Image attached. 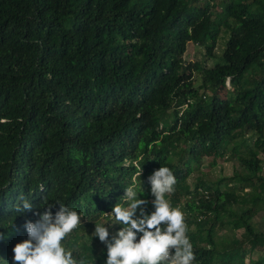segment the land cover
I'll use <instances>...</instances> for the list:
<instances>
[{
  "label": "trees",
  "instance_id": "1",
  "mask_svg": "<svg viewBox=\"0 0 264 264\" xmlns=\"http://www.w3.org/2000/svg\"><path fill=\"white\" fill-rule=\"evenodd\" d=\"M189 44L212 66L186 61ZM261 152L264 0H0V264H13L45 196L82 214L64 241L74 257L104 264L95 223L112 221L129 186L151 213L160 166L176 177L167 198L185 215L193 264H264L252 223ZM225 156L241 172L206 181L203 160ZM21 196L32 210L16 211Z\"/></svg>",
  "mask_w": 264,
  "mask_h": 264
},
{
  "label": "clouds",
  "instance_id": "2",
  "mask_svg": "<svg viewBox=\"0 0 264 264\" xmlns=\"http://www.w3.org/2000/svg\"><path fill=\"white\" fill-rule=\"evenodd\" d=\"M142 173L141 165L137 177ZM151 201L154 210L146 213L148 201L138 198L134 187H125L109 215L113 222L95 223L92 236L106 246L104 264H193L195 254L188 237L185 215L179 207H173L167 196L174 192L177 183L173 171L160 166L148 177ZM43 190V185H41ZM140 195H143L141 188ZM23 207L16 205V211L32 210L29 200L19 197ZM45 210L34 213L39 218L26 221L27 239L12 248L13 264H94L83 257H74L65 239L82 223V214L59 201L49 203L42 198ZM55 204L59 210L53 215ZM139 214L137 215V210ZM105 214V213H104ZM106 224H120L122 227L111 236ZM6 264V262H5Z\"/></svg>",
  "mask_w": 264,
  "mask_h": 264
},
{
  "label": "rangeland",
  "instance_id": "3",
  "mask_svg": "<svg viewBox=\"0 0 264 264\" xmlns=\"http://www.w3.org/2000/svg\"><path fill=\"white\" fill-rule=\"evenodd\" d=\"M228 39V35L221 33L218 43H217V47L214 51V55L215 56H219L224 48V44ZM204 52L205 50L203 48L197 47L193 44H189L187 46V51H186V55H185V59L186 61L189 62H202L204 61L205 64L208 67H211L213 64V59H209L207 58L206 60H204ZM229 89V88H227ZM246 138L248 139V144L251 146L252 145V141L254 139L249 138V136H246ZM260 159L262 160V175H264V153L261 152L259 154ZM211 159H205L202 162V165L200 166V170L202 171V173L205 175V180L209 181V182H216L218 180H227L229 179V177L232 176V174L234 172H241V169L238 166V162L236 159H234L232 157V159L229 158V156H225L224 158H217L215 160V164L213 166H211ZM196 175H193L192 177L189 178L188 182L192 181V178H195ZM231 186V185H230ZM249 188H246L244 190V192H248ZM103 221V219L100 220V222ZM105 220L102 222L104 224ZM113 222V221H110ZM252 223L255 224V226L257 227V229L261 232H264V211H260L258 212L254 218L252 219ZM106 227H108L109 229V233H110V237L112 235H114L115 232V228H114V224H112L111 226H109V224H106ZM241 230L239 231H234L229 227H225L219 234L222 235H226L227 237H232L234 236L235 238H240V234H241ZM252 259H256V254L253 255ZM245 264L249 263L248 257L245 259Z\"/></svg>",
  "mask_w": 264,
  "mask_h": 264
}]
</instances>
